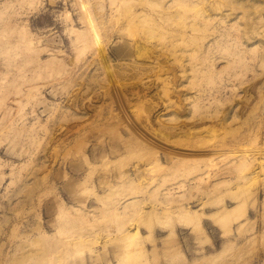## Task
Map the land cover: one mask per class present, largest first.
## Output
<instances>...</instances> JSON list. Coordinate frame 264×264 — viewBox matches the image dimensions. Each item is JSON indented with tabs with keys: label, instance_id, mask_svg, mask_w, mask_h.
Listing matches in <instances>:
<instances>
[{
	"label": "rangeland",
	"instance_id": "1",
	"mask_svg": "<svg viewBox=\"0 0 264 264\" xmlns=\"http://www.w3.org/2000/svg\"><path fill=\"white\" fill-rule=\"evenodd\" d=\"M0 264H264V0H0Z\"/></svg>",
	"mask_w": 264,
	"mask_h": 264
},
{
	"label": "bare ground",
	"instance_id": "2",
	"mask_svg": "<svg viewBox=\"0 0 264 264\" xmlns=\"http://www.w3.org/2000/svg\"><path fill=\"white\" fill-rule=\"evenodd\" d=\"M176 1H177V0H176ZM172 3H174V2L172 1ZM172 5H174V4H172ZM169 6H170V5H169ZM241 166H242V165H241ZM192 190L195 191V192H197L196 189H192ZM189 192H190L189 194H190V196H191L192 191L190 190ZM168 195H169V194H168ZM169 196H170V195H169ZM188 196H189V195H188ZM188 196H187V197H188ZM171 197H172V196H171ZM183 197H185V196L183 195ZM170 199H171V198H170ZM135 200H136V199H135ZM135 200L133 201L134 203H136V202L139 203V201L136 200V202H135ZM133 202H132V203H133ZM170 202H172V201H170ZM134 203H133V204H134ZM127 205H128V204H127ZM243 205H244V204L242 203V206H243ZM239 206H241V204H240ZM242 206H241L240 208H239V207H238V208L241 209V208L244 207V206H243V207H242ZM236 209H237V208H236ZM93 210H95V209H92V213H93ZM241 210H242V209H241ZM90 211H91V210H90ZM95 211H96V210H95ZM238 211H240V210H238ZM185 212H186V211H185ZM233 212H234V211H233ZM95 213H96V212H95ZM195 213H196V212H195ZM234 213H235V212H234ZM240 213H241V211H240ZM228 214H229V213H228ZM235 214L238 216V213H237V212H236ZM187 215L189 216L188 213H187ZM197 215H198V214L196 213L195 216H197ZM201 215H202V214H201ZM216 215H217V214H216ZM216 215H215V216H216ZM232 215H233V214H232ZM243 215H245V214H243ZM220 216H221V215H220ZM222 216H223V221H224V220H225V219H224V218H225L224 216H226V214H225V215H222ZM234 216H235V215H234ZM234 216H233V217H234ZM237 216H236V217H237ZM193 217H194V215H193ZM216 217H217V216H216ZM218 217H219V216H218ZM236 217H235V218H236ZM190 218H191V217H190ZM196 218H197V217H196ZM220 218H221V217H220ZM230 218H231V217H230ZM235 218H234V220H236ZM188 219H189V217H188ZM238 219H239V218H238ZM168 220H169V219H168ZM179 220H182L183 222L185 221V219L183 220V218H181V217H180ZM234 220H233V221H234ZM187 221L190 222V221H192V220H186V222H184V223H188ZM197 221H199V220L197 219ZM221 221H222V220H220L219 222H221ZM157 222H158V220H157ZM161 222H162V221H161ZM192 222H193V221H192ZM217 222H218V221H217ZM230 222H231V220H230ZM170 223H171V222H170ZM170 223H169V224H170ZM194 223H195V221H194ZM221 223H222V222H221ZM190 224H191V223H189L188 225H190ZM185 225H186V224H185ZM197 225H198V224H197ZM199 225H200V223H199ZM165 226H166V225H164V227H165ZM192 226H193V224H192ZM194 228H195V227H194ZM194 228H193V229H194ZM196 228L198 229L199 227H196ZM196 228H195V229H196ZM171 229H172V228H171ZM136 230H138V229H136ZM200 230H201V229H200ZM149 231H150V230H149ZM198 231H199V230H197L196 233H197ZM201 231H202V230H201ZM136 232H137V231H136ZM150 232H151V231H150ZM150 232H149V235H150ZM171 232H172V231H171ZM138 234H139V232H138ZM200 234H201V233H200ZM170 235H171V234H170ZM134 236H135V235H134ZM134 236H133V237H134ZM168 236H169V235H168ZM172 236L175 237L174 235H172ZM146 237H147V236H146ZM149 237H150V236H148L147 238H149ZM204 237H205V235H204ZM175 238H176V237H175ZM138 239H141V236H140ZM149 239H150V238H149ZM173 239H174V238H173ZM167 240H168V239H167ZM169 240H171V239H169ZM197 240L200 241L199 239H197ZM207 240H208V238H207ZM209 241H210V240H209ZM167 242H169V241H167ZM171 242H172V241H171ZM204 242H205V241H204ZM199 243H201V242H199ZM142 244H143V243H142ZM201 245H202V244H201ZM169 246H170V245H169ZM172 246H173V245H172ZM227 248H228V247H227ZM227 248H226V249H227ZM225 252H226V251H224V253H225ZM220 253H222V252H219V255H220ZM224 253H223V254H224ZM215 255H217V254H215ZM219 255H217V256H219ZM221 255H222V254H221ZM214 258H215V257H214ZM183 260H184V257H183ZM185 260H186V259H185ZM185 260H184V261H185ZM181 262H183V261L181 260Z\"/></svg>",
	"mask_w": 264,
	"mask_h": 264
}]
</instances>
